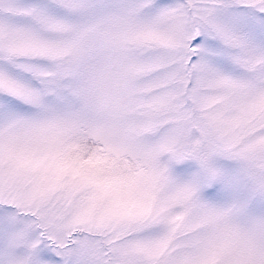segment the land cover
<instances>
[{"label":"snow or ice","instance_id":"snow-or-ice-1","mask_svg":"<svg viewBox=\"0 0 264 264\" xmlns=\"http://www.w3.org/2000/svg\"><path fill=\"white\" fill-rule=\"evenodd\" d=\"M0 264H264V0H0Z\"/></svg>","mask_w":264,"mask_h":264}]
</instances>
